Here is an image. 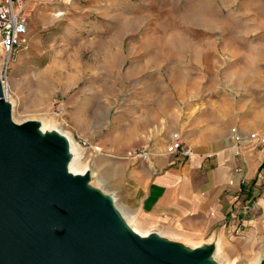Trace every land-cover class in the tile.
<instances>
[{
  "label": "rangeland",
  "instance_id": "1",
  "mask_svg": "<svg viewBox=\"0 0 264 264\" xmlns=\"http://www.w3.org/2000/svg\"><path fill=\"white\" fill-rule=\"evenodd\" d=\"M26 3V44L8 73L15 118L46 119L77 145L87 141L86 149L78 145L82 165L138 221L140 190L130 185L126 155H112L108 142L106 148L99 143L114 125L129 127L143 113V129L154 139L170 126H180L175 132L184 137L207 125L194 123L201 112L210 124L212 117L218 122L214 108L220 106L229 148L235 126L245 136H264V0ZM214 147L227 148V141ZM237 169L231 173L246 182L245 164ZM249 184L257 196L264 193V167ZM255 253L263 260L264 246L230 260L248 264Z\"/></svg>",
  "mask_w": 264,
  "mask_h": 264
},
{
  "label": "water",
  "instance_id": "2",
  "mask_svg": "<svg viewBox=\"0 0 264 264\" xmlns=\"http://www.w3.org/2000/svg\"><path fill=\"white\" fill-rule=\"evenodd\" d=\"M64 141L14 124L0 85V264H201L212 246L139 239L110 201L67 174ZM264 264V260L261 262Z\"/></svg>",
  "mask_w": 264,
  "mask_h": 264
},
{
  "label": "crops",
  "instance_id": "3",
  "mask_svg": "<svg viewBox=\"0 0 264 264\" xmlns=\"http://www.w3.org/2000/svg\"><path fill=\"white\" fill-rule=\"evenodd\" d=\"M214 110H218L215 116L221 118L218 122L212 117L210 124L205 119L206 112H201L194 123L206 122L207 125L197 126L184 137L175 132L180 126H170L160 139H154L153 134L143 129L142 113L129 127L114 125L105 141L99 143L106 148L108 142L107 151L120 158H124L128 150L152 147L147 162L126 159L124 163L129 169L130 185L140 190L142 219L139 222L143 227L178 236L179 241L190 239L201 243V248L212 246V252L218 246L220 255L231 259L264 246V193L257 196L249 184L258 169L264 167V147L245 140L242 156L237 158L241 163L236 161L224 128L227 120L223 119L220 106ZM172 132L180 135L183 147L191 151L190 157L164 154V144ZM204 139L209 144L202 145ZM219 139L227 141V148L216 151L214 146ZM239 164H245L246 182L231 173L233 165L237 169ZM249 201L255 206L245 211L243 208Z\"/></svg>",
  "mask_w": 264,
  "mask_h": 264
},
{
  "label": "built area",
  "instance_id": "4",
  "mask_svg": "<svg viewBox=\"0 0 264 264\" xmlns=\"http://www.w3.org/2000/svg\"><path fill=\"white\" fill-rule=\"evenodd\" d=\"M27 1L28 0H0V85L3 96L6 95V92H9L8 73L10 67L26 44V36L29 31L27 18L25 16ZM57 104L56 102L54 103V105H56V109L54 110L60 113L62 107ZM229 133L234 157L241 158L242 144L245 140L255 142L260 147H264V136L259 133L253 132L245 136L239 132L236 127L231 128ZM77 142L81 149L89 147V144L85 140L78 139ZM91 148H93L92 150L94 152L100 151V148L97 146ZM152 151L153 149L150 146L130 150L126 153V159L147 162ZM164 154L188 158L191 156V151L189 148L183 147L180 135L173 133L165 144ZM239 171L241 170H236V172ZM254 206L255 203L249 201L243 209L247 211L253 209Z\"/></svg>",
  "mask_w": 264,
  "mask_h": 264
},
{
  "label": "bare ground",
  "instance_id": "5",
  "mask_svg": "<svg viewBox=\"0 0 264 264\" xmlns=\"http://www.w3.org/2000/svg\"><path fill=\"white\" fill-rule=\"evenodd\" d=\"M61 14H56V17H59ZM5 101L7 103V106L10 111V117L14 124H22L26 122H35L37 124V132L38 134L43 137L46 135H56L60 137L65 144V155L68 157L67 161L65 163V169L68 175L71 177H78V176H88V180L86 182V188L91 191H96L101 196L102 199H108L110 201L111 207L115 213V216L117 218V221L119 223V226L122 230L126 231L127 233H130L132 235H135L139 239H150L152 236H155L157 239L166 240L175 244L182 246L184 250L190 252V251H196L198 249H201V243H196L191 241L190 239H182L179 241L178 236H174L171 234H166L163 232H155L152 231L149 228L143 227V223L139 222L136 219V216L134 214H131L127 212L122 205L120 206L118 204V199L115 194L110 192L107 189L101 188V185L98 181L93 180V174L91 169L86 165H82L81 163V153L80 148H78V145L74 142L72 137H70L67 133L61 130L59 126L56 123L50 122L46 119H24V120H18L14 116L15 111V103L10 98L9 94L6 92V95L4 96ZM168 239V240H167ZM174 240H177L176 242ZM221 256L220 255V249L217 246L215 252H212L210 256L205 258L201 264H236L235 260L228 259L226 263H218L216 259ZM226 258V257H225ZM226 260V259H225ZM264 260V259H263ZM262 257L259 253L248 262V264H261Z\"/></svg>",
  "mask_w": 264,
  "mask_h": 264
}]
</instances>
